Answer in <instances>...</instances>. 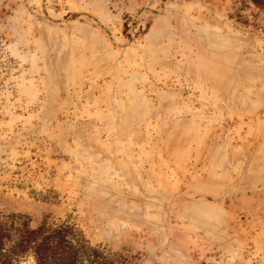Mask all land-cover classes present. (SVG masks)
Returning a JSON list of instances; mask_svg holds the SVG:
<instances>
[{
    "label": "rangeland",
    "instance_id": "1",
    "mask_svg": "<svg viewBox=\"0 0 264 264\" xmlns=\"http://www.w3.org/2000/svg\"><path fill=\"white\" fill-rule=\"evenodd\" d=\"M0 221V264L36 228L74 264H264V8L0 0Z\"/></svg>",
    "mask_w": 264,
    "mask_h": 264
},
{
    "label": "trees",
    "instance_id": "2",
    "mask_svg": "<svg viewBox=\"0 0 264 264\" xmlns=\"http://www.w3.org/2000/svg\"><path fill=\"white\" fill-rule=\"evenodd\" d=\"M255 5L264 8V0H251ZM40 229L27 230L26 241L32 248L33 257L37 264H74L75 260L79 256H85L88 250H94V248L87 246L80 239H68L66 244L62 243L53 236L51 238L52 248L47 247L43 241H39ZM11 229L5 228L4 223L0 221V248L4 243V239L9 237ZM60 252L58 253V250Z\"/></svg>",
    "mask_w": 264,
    "mask_h": 264
}]
</instances>
